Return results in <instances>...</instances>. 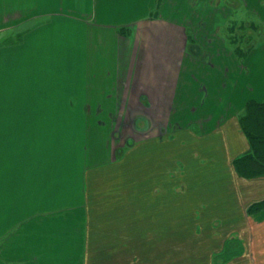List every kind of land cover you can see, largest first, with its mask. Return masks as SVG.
Masks as SVG:
<instances>
[{
    "label": "crops",
    "instance_id": "crops-1",
    "mask_svg": "<svg viewBox=\"0 0 264 264\" xmlns=\"http://www.w3.org/2000/svg\"><path fill=\"white\" fill-rule=\"evenodd\" d=\"M171 1H36V10L19 20L34 23L18 43L0 48V56L19 72L13 110L28 123L17 133L29 143L19 144V149L36 151L30 159L23 153L16 164L0 161V264L74 263L83 257L88 239L91 203L85 198L86 180L70 177L78 166L75 152L53 142L26 140L27 135L46 132H38L45 124L34 120L99 117L109 103L114 105V116L126 112L132 120L144 110L150 114L139 102H158L157 95L167 102L168 118L183 120L187 112H194L191 117L205 118L204 124L197 121L199 127L208 129L198 130L200 136L211 135L213 140L228 136L225 143L211 144L215 154L211 173L203 174L208 177L199 175L203 171L200 173L202 168L197 165L195 179L187 184L180 179L174 188L178 192L170 194L183 198L173 208L189 215L178 227L183 234L176 235L177 240L188 239L190 231L198 239L200 231L226 230L228 236L218 246L238 238L244 249L238 257L246 259L245 264H264V208L248 211L251 204L264 199V176L242 177L233 165L235 158L250 151L238 114L247 100L264 99V46L259 52L251 50L242 68L227 72L217 65V57L225 53L233 60L235 55L214 31L216 16H211L210 23L203 11L195 17L167 15ZM210 1L186 0L202 6ZM242 2L264 20V0ZM190 17H197L198 28H205L198 42L207 59L184 49L186 38L173 30L178 21L185 22L184 28L192 26V22L186 23ZM176 50H181L178 55ZM70 104L71 111H64ZM56 127L48 122L46 129ZM231 135L237 142L232 143ZM106 148L109 150L106 143L87 144L79 158L81 166L83 160L107 156ZM81 196L83 199L77 200Z\"/></svg>",
    "mask_w": 264,
    "mask_h": 264
},
{
    "label": "rangeland",
    "instance_id": "rangeland-1",
    "mask_svg": "<svg viewBox=\"0 0 264 264\" xmlns=\"http://www.w3.org/2000/svg\"><path fill=\"white\" fill-rule=\"evenodd\" d=\"M36 1L51 2V0H0V48L6 44L18 43L21 34L34 23L33 21L21 23L19 20L36 10ZM192 3L190 5L186 0H172L168 3L167 15L172 13L176 16L185 14L187 17L189 15L195 17L201 15L203 11L210 23L213 22L211 16H216L214 31L218 33L220 41L223 39L230 47L236 59L234 63V59L230 60L227 54L219 53L217 65L227 69V72L242 68L245 64L246 58L239 60L236 51L244 53L256 49L259 52L264 46V20L257 12L246 7L242 0H211L208 6L197 5L198 2ZM153 14L157 15L156 12ZM187 20L186 23L192 22V26L184 28L185 22L178 21L173 25V30L186 38L184 49L193 52L194 57L207 59L206 51L202 50L198 42L205 28H198L200 25L196 23L197 17L196 20H191V17ZM165 27L167 28V25ZM179 51L181 50H176L175 53L178 55ZM4 57L0 56V161H14L16 164L23 158V153L25 158L30 159L36 151L19 149V144H29L24 143V135L17 133L24 131L28 123L24 119L22 121L13 110L18 97L16 87H19V84L15 85L14 82L19 79V72L14 70L10 66L12 64L7 63ZM156 98L158 102H149L148 99L139 102L143 107H148V112L154 118L152 127L145 132H139V129H144L142 128L145 125L144 120L137 119L132 128L129 115L123 112L120 116H114L115 113L111 110L114 105L111 103L99 117H76L72 120L33 119L41 124L44 122L45 127L37 130L46 132L27 135L26 140L37 143L53 142L71 151L74 150L78 166L70 177L74 175L77 180L81 178L86 180L85 198L91 203L88 239L81 252L83 257L77 255L79 259L77 258L76 262L67 264L224 263L217 254L223 252L225 246L218 244L229 232L200 231L197 239L194 231H190L188 239L177 240L178 236L183 234L178 227L183 225L181 223L184 222L181 221H185L189 215L179 214V209L173 208V204L182 201L183 198L170 194L178 192L174 188L178 186L180 179L187 184L189 179L194 180L195 175L201 171L203 173L199 175L210 174L214 154L210 149L211 144L225 143L228 136H219L216 140H213L211 135L200 136V132L206 127L200 128L197 121L204 124L205 121L202 120L205 118L198 120L191 117L195 115L194 112H187V117L183 120L170 119L167 117L169 109L167 102L160 101L162 96L160 98L157 95ZM71 106L72 104L64 111H71ZM57 114L66 113L58 111ZM77 115L81 116V112ZM48 122L57 124L58 129L47 130ZM160 123L163 125L161 129L158 128ZM135 125L139 128H135ZM230 138L233 140L232 143L237 142L235 135H231ZM89 143H93L94 146H104L106 143L109 147V150L106 148L108 154L101 159L94 157L89 162L83 160L81 166L79 158L85 153ZM97 152L99 151L97 150L96 154ZM204 161L206 164L202 166ZM197 165L202 168L199 172ZM82 199V196L77 197V200ZM178 242H184L186 246H176ZM232 244L238 245L236 241ZM238 255L229 258L225 264H245L247 260Z\"/></svg>",
    "mask_w": 264,
    "mask_h": 264
},
{
    "label": "trees",
    "instance_id": "trees-1",
    "mask_svg": "<svg viewBox=\"0 0 264 264\" xmlns=\"http://www.w3.org/2000/svg\"><path fill=\"white\" fill-rule=\"evenodd\" d=\"M159 2L160 0H158V4ZM248 51L244 53L236 51L239 60L246 58ZM238 123L249 144L250 151L233 160L234 168L240 176L245 178L264 176V99L260 101L247 100L238 114ZM263 208L264 199L251 204L248 211L254 213ZM234 241L238 243L235 245L236 247L232 244ZM242 249L243 245L240 240L229 239L220 257L223 260H228L232 256L240 254Z\"/></svg>",
    "mask_w": 264,
    "mask_h": 264
},
{
    "label": "flooded vegetation",
    "instance_id": "flooded-vegetation-1",
    "mask_svg": "<svg viewBox=\"0 0 264 264\" xmlns=\"http://www.w3.org/2000/svg\"><path fill=\"white\" fill-rule=\"evenodd\" d=\"M142 109H143V107H142ZM144 112H145L144 114L137 113L132 120L130 119V125H131L132 128L134 127V121H136L137 119H139V120L142 119V120L145 121V125L142 126V128L144 127V129L143 130L142 129L141 130L139 129V132L140 131H144V132L145 131H148L152 127V125L154 123L153 116H151L150 114H148L145 110H144ZM135 128L138 129L139 127L135 125ZM158 128L159 129L163 128V125L162 124H158ZM137 129H135V130H137Z\"/></svg>",
    "mask_w": 264,
    "mask_h": 264
}]
</instances>
